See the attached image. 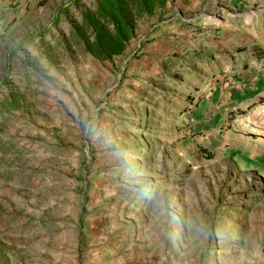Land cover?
<instances>
[{
  "label": "rangeland",
  "instance_id": "374dc122",
  "mask_svg": "<svg viewBox=\"0 0 264 264\" xmlns=\"http://www.w3.org/2000/svg\"><path fill=\"white\" fill-rule=\"evenodd\" d=\"M96 1L0 0V264H264L263 0H168L110 60Z\"/></svg>",
  "mask_w": 264,
  "mask_h": 264
},
{
  "label": "trees",
  "instance_id": "16d2710c",
  "mask_svg": "<svg viewBox=\"0 0 264 264\" xmlns=\"http://www.w3.org/2000/svg\"><path fill=\"white\" fill-rule=\"evenodd\" d=\"M44 0H39V3ZM168 0H97L78 26L83 51L99 60H110L124 50L134 35L133 21L163 8Z\"/></svg>",
  "mask_w": 264,
  "mask_h": 264
},
{
  "label": "crops",
  "instance_id": "0c3cea01",
  "mask_svg": "<svg viewBox=\"0 0 264 264\" xmlns=\"http://www.w3.org/2000/svg\"><path fill=\"white\" fill-rule=\"evenodd\" d=\"M263 2H264V0H263ZM263 20H264V14H262L261 16L259 15V16H256V17H252L251 25H253L254 23H260V22L262 23ZM173 24L174 23H172L170 27L174 26ZM177 25H178L179 28H184V27H188L189 26L188 24H184L181 21L177 22ZM224 28L225 29H229L228 31H230V29H233V27L231 28V26L229 24H226V22H224ZM164 29L166 30V29H168V27H164L163 26V27L159 28L158 30H163L164 31ZM232 33H235V32H232ZM259 36L260 35L257 34L255 36V38L256 39L260 38ZM242 51L244 53H241L239 55L234 56V58H233L234 64L235 65H238V64L239 65H243V64L252 63V65H253L252 66V70L255 69V68H259V70H260V75L250 74V76H246L245 81L243 82L244 84H242L243 85L242 87H243V89H245V88L246 89H250V91L253 90V89H260V90H255V91L261 92V91L264 90V89L261 90V82H264L261 79V78H264V69H260V68L264 67V53L261 51V49L258 46H250V47H245L244 46L242 49H240V52H242ZM240 82H242V81L240 80ZM256 106L257 105H251L250 108L255 109ZM259 107H261V103H260ZM237 110H241V109L237 108ZM236 116H237L236 114H233V115H230L229 117H234L233 120L235 121V119L238 118ZM241 117H245L246 118L247 116L242 114V115L239 116V118H241ZM233 120H231V121H233Z\"/></svg>",
  "mask_w": 264,
  "mask_h": 264
}]
</instances>
